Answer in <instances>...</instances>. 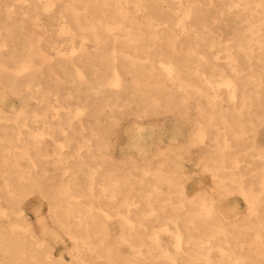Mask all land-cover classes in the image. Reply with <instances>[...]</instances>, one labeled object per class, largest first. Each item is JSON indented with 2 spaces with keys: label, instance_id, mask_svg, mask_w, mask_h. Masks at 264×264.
I'll use <instances>...</instances> for the list:
<instances>
[{
  "label": "bare ground",
  "instance_id": "bare-ground-1",
  "mask_svg": "<svg viewBox=\"0 0 264 264\" xmlns=\"http://www.w3.org/2000/svg\"><path fill=\"white\" fill-rule=\"evenodd\" d=\"M15 1L0 0V128L6 126L4 120L12 118L10 126L16 129L13 136L0 133V178L5 182L0 202L8 205L0 206V218H4L0 220V264H95L84 257L88 249L100 250L102 239L98 236L93 242L91 232L108 231L114 215L123 228H129L120 232L118 241L137 243L138 254L114 256L109 241L108 264H136L133 260L137 257L167 259L173 264L188 258L189 264H209L214 245L220 259L228 264H264V144L257 138L264 119V0ZM61 1L64 6L57 13L60 23L39 22L53 18L48 13L41 16L40 11L49 12ZM129 3L134 4L136 14L128 13ZM227 16L240 19L241 24L229 31L215 30L217 22L228 26L224 23ZM67 84L75 90L64 91ZM8 95L19 96L22 104L14 106ZM73 97L82 103L74 108L63 104ZM34 99L41 103L32 104ZM190 100L197 103L188 144L208 146L207 154L194 158L195 163L206 162L204 167L215 176L218 193L237 191L245 199L242 223L237 224L233 216L238 207H218L213 193L205 191L190 199L184 184L176 180L177 172L185 173L179 170L185 165L183 152L188 149L174 154L160 152L169 150L173 143L165 141L162 147L159 141L162 136L176 141L181 128L158 130L156 135L152 127L125 128L126 134L136 136L133 144L142 155L147 156L155 147L157 150L134 179L144 187L140 196L150 206L142 210L137 222L129 214L130 206L136 203L133 186L116 174L105 175L108 201L114 203L111 210L86 201L79 179L93 188L97 170L81 164L97 144L89 140L91 133L100 132V126L88 124L85 116L95 121L106 116L110 133L121 113L145 115L162 105L172 110L169 107L177 101ZM131 103H136V109H131ZM72 132L79 137L74 138ZM57 133L64 138L58 140ZM45 134L52 137L58 156L47 151ZM73 142L80 165L68 179L44 189L46 165L68 167L62 151ZM93 158L100 166V158ZM166 163L174 167L171 174H166ZM115 186L126 188L121 202ZM95 194L90 191V198ZM31 195L49 201L57 227L74 239L69 262L61 255L60 244L65 240L44 222L40 206L31 204L40 225L39 234L36 232L24 204ZM160 200L166 204L153 207ZM167 206L170 211L163 215L164 222L151 224L149 232H137L148 226L145 218H160ZM94 207H98L95 214L106 220L90 221ZM236 227L241 233L252 232L247 245H241L237 252L233 246L226 249L218 243H229ZM201 228L207 237H199ZM165 234L174 235L173 249ZM186 244L193 245L191 251L184 248ZM200 260L204 263H198Z\"/></svg>",
  "mask_w": 264,
  "mask_h": 264
},
{
  "label": "rangeland",
  "instance_id": "rangeland-1",
  "mask_svg": "<svg viewBox=\"0 0 264 264\" xmlns=\"http://www.w3.org/2000/svg\"><path fill=\"white\" fill-rule=\"evenodd\" d=\"M15 2H16L15 0H9V3H15ZM118 4L120 5V2ZM78 5L81 6V4H78ZM63 6H64V2L61 1L57 3L49 12L40 11L41 16L46 15L44 13H48L53 18L50 19L49 21L42 19V20H39V22L48 23V24L49 22H52L55 24L60 23L61 20L57 19V13L59 9H61ZM126 6L129 7L130 9L128 11L129 14H136L133 11L134 10L133 3H129ZM2 13L4 14V11H2ZM36 21L37 20H28V23H32ZM24 23H27V22H24ZM224 23H226L228 26H223V22L222 23L220 22V24L217 22L216 25L214 26V29L215 30L222 29L225 31H229L232 29L233 25H236V26L240 25L241 20L235 19L233 18V16H227ZM222 38L228 39L227 36H223ZM58 40H61V39H58ZM67 86H68V89H65L64 91H67L70 89L75 90L74 86H70V84H67ZM8 101L16 107H19L22 104L20 97L17 95H8ZM39 102L40 101L36 99L31 101V103L34 105L38 104ZM63 102H64L63 103L64 105L66 106L69 105L71 108H74L76 105H80L82 103L78 101L77 99H75L74 97L69 102H66V101H63ZM53 103H56V102L53 101ZM196 103L197 102L195 100H190L188 103L177 101L176 103L172 104L169 107L172 110H165V108L167 107L162 105V106L156 107L158 111H155V112L150 111L145 115L137 114L133 112L132 113L131 112L121 113L120 115H118V117L114 120L113 124L110 126V133H108V127L110 124L106 116H102L98 118V120L96 121L94 117L85 116L86 118L84 119L87 120L88 124H92L93 126H100V129H99L100 132L98 134H94V133L90 134L89 130H86V134H90L91 140H89V142L90 143L97 142V144L93 146V151L87 153L86 160L84 159L81 164L84 166V168L91 165V167L93 166L97 170L96 171L97 180H95L96 183L93 188L86 185L83 178L79 179L80 181L79 183L82 184L81 190H83V193L85 194L86 201L91 200L94 203V205H100L105 210H111L112 206H114V203L109 204V201H108V195H107L108 190L106 189L107 178L105 177V175L109 172L116 174V176H118L120 179L125 180L127 184L133 186V194H134L133 199L135 200L136 203L130 206L131 211L129 214L132 217V219L135 222H137L139 220L140 214L143 213L142 210L144 208L149 209L150 206L146 205V202L143 201L142 197L140 196V194L144 190V187H142V184H140L139 182H135L134 179L138 177L141 166L149 165V161L151 160L150 158L153 157V155L155 154V151L157 150L155 149L156 147L155 148L151 147V148H154L153 152L148 153L147 156L142 155V151H138L133 144L136 136L133 135L132 133L126 134L125 128L130 127L131 129V128H136V127H139V128L152 127L154 129L152 131L154 135L158 134V130H162L166 132V131L171 130L172 128L174 129L181 128L180 136L178 139H176V141L173 139H166L163 136H162L163 139L159 141V144L162 145V147L166 145L165 141H171V143H173V146H171L169 150L161 149L160 152L164 151L166 153L167 152L169 153L170 151L172 154H174V153H179V152L181 153L182 152L181 150L188 149L187 152H183V155H185V161H186L185 165L183 166L182 169L179 170L180 172L184 171L185 173L177 172V176L175 177L176 180L179 183L184 184L185 191L187 190L186 191L187 197L190 199L194 198L196 193L205 191L208 193H213L212 195L213 199L215 200L216 205L218 207L222 205L238 207L239 212L234 213L235 215L233 216L236 219L237 224L238 223L240 224V222L242 223V217L246 214L247 204H246L245 199L242 198L241 194L237 191H232L229 193H218L219 189L217 188L216 183H215V179H216L215 176L211 173V171L206 170V168L204 167L205 165L204 163L206 162L202 161L201 163L199 162V164L195 163L196 160H194V158L207 154V147H208L207 145L189 146L188 144L189 134H190V131L192 130V123L196 117L195 116ZM263 103H264V99H263ZM222 105L225 107L228 106L227 102H223ZM130 107L131 109H136V103H131ZM186 109L188 111L184 112V110ZM27 119L31 120V118H27ZM256 120H257L256 118H253L254 122H256ZM262 120H263L262 125L259 127V130L257 133V138L260 143L264 144V119ZM3 122L6 124V126H3L0 128V133H2V135L4 136H11V135L13 136V134L16 132L15 127L10 126L11 124H13V119L8 118L4 120ZM71 135H73L74 138L79 137L77 133L72 132ZM56 138L58 140L62 139L64 138V135L61 133H57ZM43 139L45 140L46 144H48L49 148L47 151L53 152L54 155L58 156L57 149L54 150L53 144H51L52 137L48 134H45L43 136ZM73 141L75 142V140ZM74 142L71 148L64 147L62 151L63 155L67 158L66 166L68 167L64 168V166H59V168H57L54 165H50V164L46 165L47 172H45L46 178L44 180V189L48 190V189H52L56 187L63 181V179H68L70 177V175L73 173L74 167L80 165V160L75 155L76 151L74 148ZM212 143L214 142L212 141ZM245 143L247 144L249 142H245ZM176 145H181V146H176ZM43 151L47 152L46 150H43ZM233 151L235 152V150ZM232 153L230 154L232 155ZM217 154L221 155L222 151L218 150ZM93 157H95L96 159L100 158L98 159V162L101 163L100 166L96 165L97 162L94 163V161H92L94 159ZM246 159H248V157ZM135 164H137V167H134ZM195 164L197 165L196 167H195ZM150 166L152 170L155 169L154 163H151ZM256 166L259 167L258 164ZM164 168L166 170V174H171L172 171L174 170V167L172 166L171 163L170 164L166 163ZM82 175L83 174L80 172V176ZM247 182L249 183V179L247 180ZM4 183L5 182L3 181V179L0 178V196L4 192V188H3ZM254 185H257L256 182L254 183ZM162 187L164 189L165 186L163 185ZM171 189L175 190L176 187L173 186L171 187ZM125 190H126L125 187H122V188L119 187L118 189H115L116 192L119 191L117 193L118 202H121L122 196H123L122 194L125 192ZM90 191L96 192V194L92 196L93 199L90 198ZM96 195L99 196L98 199H96ZM173 196H174L173 197L174 200L178 199L177 195L174 194ZM162 197L167 198V195L166 196L163 195ZM160 201L159 202L155 201V203L153 204V207H159L158 205L160 204H166L165 202L163 201L160 202ZM24 204L28 206L26 212L28 214L29 219L33 222L35 226V230L38 234L40 232V225L36 223L37 215L35 211L30 208V206L31 204L40 206L39 212H40V215L43 216L44 222H46L51 228H54L55 230L59 231L61 237L65 240V244H60V248L62 250L61 255H62V258H64L63 260H65L66 262H69L71 259H73L72 253L74 252L75 241L73 238L69 237L64 232L63 229L57 227L56 223L54 222V219L51 217L50 212H49V201L47 199H40L39 196L37 195H31L30 197L26 198V200L24 201ZM167 205L169 206V204ZM0 206L7 207L8 205L5 201H1ZM263 206H264V201H263ZM169 209L170 207H168L165 210V212H161L164 214L160 215V218L158 219H155V217L149 218V219L145 218L144 222H146L148 226L142 227L140 229H136L137 232L138 231L139 232H143V231L149 232L153 230L152 229L153 227L151 226V224L154 223L155 225H159L160 223L164 222L165 219L163 215H168L170 211ZM96 210H98V207H94L95 212L94 214H92L93 216L92 219H90V221L93 222V224L106 220L105 216H97V214H95L97 212ZM261 211H262L261 214L264 217V207L262 208ZM229 213L230 212H227L226 215ZM0 220L3 221L4 218H0ZM125 229L129 230V228L127 227L123 228L121 226V221L116 218V215H114V216H111V220L109 221L108 231H106V229H103L102 231H100L99 233L97 232L96 234L95 232L93 233L94 230H92L91 233L93 236L92 237L93 242L96 241L95 238L98 236L102 239V241L100 244V250H98V248L95 250L88 249L84 252V257L87 259V261L94 262L95 264H108L109 261L108 259L105 258V256L107 255L106 247L109 241L112 242L113 249L111 253L114 256L123 255V256L128 257V256H134L138 254L136 252L137 251L136 249L138 248L136 246L137 243L134 244L133 246L131 244L122 243L118 241L120 232ZM230 229H233V227H231ZM233 231L234 232H232V234L230 233V235H233V236H229L231 237L229 243L224 242V241H219L218 243L226 249L229 247V245L233 246L237 252L239 251V248L241 245H247V243L249 242V239L252 237L251 235L252 232H249V234L244 233V232L241 233L239 232L237 227L234 228ZM199 234H200L199 235L200 238L207 237L204 234L203 228L199 230ZM217 235L221 236V233H218ZM163 237L167 241L168 246L171 249H173L172 241H173L174 235L165 234ZM55 245L57 246L56 241H55ZM192 247H193L192 244H186L184 246V248L187 251H191ZM144 250L147 251V248L144 247ZM211 253L214 255V258L208 262L209 264H212V263L228 264L226 260L220 259L219 254H218L219 252L215 245L211 249ZM122 262L123 264L127 263V261H122ZM133 262L136 264H155V263L173 264V261L167 260V259H161V258L158 260H154V259H144V258L137 257L133 260ZM176 262H177L176 264H189L188 258L178 259ZM198 263H204V260H200L198 261Z\"/></svg>",
  "mask_w": 264,
  "mask_h": 264
}]
</instances>
